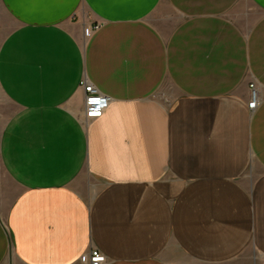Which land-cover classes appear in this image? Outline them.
Listing matches in <instances>:
<instances>
[{
	"label": "crops",
	"instance_id": "1",
	"mask_svg": "<svg viewBox=\"0 0 264 264\" xmlns=\"http://www.w3.org/2000/svg\"><path fill=\"white\" fill-rule=\"evenodd\" d=\"M1 16L0 264H264V94L247 107L264 0H0ZM84 78L110 99L96 121Z\"/></svg>",
	"mask_w": 264,
	"mask_h": 264
},
{
	"label": "built area",
	"instance_id": "2",
	"mask_svg": "<svg viewBox=\"0 0 264 264\" xmlns=\"http://www.w3.org/2000/svg\"><path fill=\"white\" fill-rule=\"evenodd\" d=\"M84 93L83 106H84V120L86 122L96 121L100 119L109 108L110 99L103 95L96 87L89 83L85 78L81 80L79 85ZM256 84L249 85V103L247 105L249 110H254L260 99V95L264 91ZM103 257L96 250L89 254V264H102Z\"/></svg>",
	"mask_w": 264,
	"mask_h": 264
},
{
	"label": "rangeland",
	"instance_id": "3",
	"mask_svg": "<svg viewBox=\"0 0 264 264\" xmlns=\"http://www.w3.org/2000/svg\"><path fill=\"white\" fill-rule=\"evenodd\" d=\"M2 19V24H0V42L2 41V39L4 38V36L12 29L14 28L16 25L11 21L9 20L8 18L4 17V16H1L0 17ZM6 111H8L6 109ZM8 113L5 112V107L1 106L0 108V126L3 124V122L5 121L6 119V115ZM0 175H1V172H0Z\"/></svg>",
	"mask_w": 264,
	"mask_h": 264
}]
</instances>
